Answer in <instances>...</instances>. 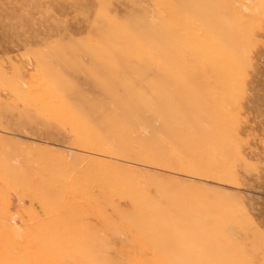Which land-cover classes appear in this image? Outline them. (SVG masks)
I'll return each mask as SVG.
<instances>
[{
  "label": "rangeland",
  "instance_id": "rangeland-1",
  "mask_svg": "<svg viewBox=\"0 0 264 264\" xmlns=\"http://www.w3.org/2000/svg\"><path fill=\"white\" fill-rule=\"evenodd\" d=\"M0 264H264V0H0Z\"/></svg>",
  "mask_w": 264,
  "mask_h": 264
}]
</instances>
